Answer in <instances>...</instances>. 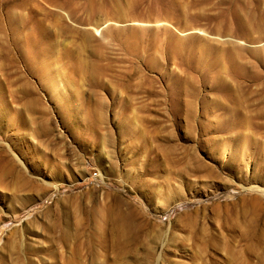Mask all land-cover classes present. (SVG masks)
Listing matches in <instances>:
<instances>
[{"label":"rangeland","instance_id":"rangeland-1","mask_svg":"<svg viewBox=\"0 0 264 264\" xmlns=\"http://www.w3.org/2000/svg\"><path fill=\"white\" fill-rule=\"evenodd\" d=\"M257 185L264 0H0V264H264Z\"/></svg>","mask_w":264,"mask_h":264},{"label":"bare ground","instance_id":"bare-ground-1","mask_svg":"<svg viewBox=\"0 0 264 264\" xmlns=\"http://www.w3.org/2000/svg\"><path fill=\"white\" fill-rule=\"evenodd\" d=\"M259 185H257V187H254L253 189L257 192V193H259V194H264V189L263 188H259L258 187ZM264 187V186H263ZM255 200V199H254Z\"/></svg>","mask_w":264,"mask_h":264}]
</instances>
